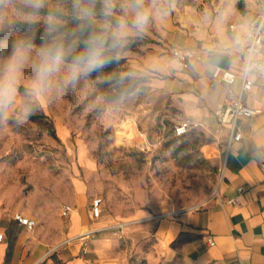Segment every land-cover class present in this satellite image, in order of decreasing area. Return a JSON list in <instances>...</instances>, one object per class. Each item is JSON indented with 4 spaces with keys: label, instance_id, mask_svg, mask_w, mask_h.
<instances>
[{
    "label": "rangeland",
    "instance_id": "obj_1",
    "mask_svg": "<svg viewBox=\"0 0 264 264\" xmlns=\"http://www.w3.org/2000/svg\"><path fill=\"white\" fill-rule=\"evenodd\" d=\"M166 3V14L154 16L133 47L121 53L119 75L89 76L53 90L35 102V120L13 114L0 123V219L10 224L15 213H24L35 220L34 230L23 235L29 254L44 253L37 264H66L58 257L71 251L80 259L74 264H195L181 257L163 262L152 222L216 197L222 143L200 124L181 138L172 135L186 119L183 99L164 86L156 57H172L164 32L173 5L208 14L230 5L229 13L254 19L264 13V0ZM11 39L0 36V55L8 54ZM127 76L137 87L119 93ZM42 113L47 118H40ZM95 198L102 199L96 221L90 218ZM63 206L73 209L67 217L61 215ZM73 216L88 223L77 235L70 234ZM122 223L127 226L120 232L106 228Z\"/></svg>",
    "mask_w": 264,
    "mask_h": 264
},
{
    "label": "crops",
    "instance_id": "obj_2",
    "mask_svg": "<svg viewBox=\"0 0 264 264\" xmlns=\"http://www.w3.org/2000/svg\"><path fill=\"white\" fill-rule=\"evenodd\" d=\"M205 14L188 4L173 5L164 39L171 50L193 52L190 66L182 69L172 57L162 54L156 57L155 68L163 76L164 86L183 99L185 120L216 133L222 143L224 168L215 198L200 208L156 218L152 233L163 262L181 257L195 264H264V174L260 167L264 158V73L249 76L254 83L245 97L246 105L259 114L238 122L243 139L232 143L227 153V131L217 132L219 125L213 112L224 102L230 88L211 80L214 69L220 67L238 76L233 89L238 88L242 72L236 62L229 56L215 54L213 49L237 29L241 20L253 19L248 14L228 13L225 24L218 28L212 22L205 23ZM209 15L214 20L217 13ZM240 188L242 193L238 192ZM14 215L10 224L0 219V233L4 235L0 264H36L44 253L36 258L29 254L31 245H27L23 235L26 231ZM87 226L86 219L73 216L70 234L77 235ZM61 258L66 264L80 260L74 251L58 257Z\"/></svg>",
    "mask_w": 264,
    "mask_h": 264
},
{
    "label": "clouds",
    "instance_id": "obj_3",
    "mask_svg": "<svg viewBox=\"0 0 264 264\" xmlns=\"http://www.w3.org/2000/svg\"><path fill=\"white\" fill-rule=\"evenodd\" d=\"M229 8L214 20L206 13L205 23L221 28ZM167 11L166 0H0V36L12 37L10 51L0 55V123L13 114L27 120L37 100L118 60L153 17ZM253 32L252 22L243 19L213 49L231 57L245 76L264 73V52Z\"/></svg>",
    "mask_w": 264,
    "mask_h": 264
},
{
    "label": "built area",
    "instance_id": "obj_4",
    "mask_svg": "<svg viewBox=\"0 0 264 264\" xmlns=\"http://www.w3.org/2000/svg\"><path fill=\"white\" fill-rule=\"evenodd\" d=\"M254 26L253 40L258 50L264 52V13L256 16L252 21ZM230 28H233L231 25ZM172 58L179 64L182 69H188L190 66V59L193 52L187 49L173 48L171 50ZM238 76L229 70H224L220 67H216L211 75L212 83L214 84H226L230 90L227 92L223 103L219 104L213 112V116L219 125L217 132L227 131V140L225 143L226 153L230 146L234 142H240L243 139V132L238 127V122L244 119L255 117L259 114V111L250 108L246 105L245 97L253 87V80L249 76L242 74L240 77V83L237 89H233V85L236 83ZM198 123L190 120H183L179 122L173 128V135L176 137L184 136L188 134L193 128L197 127ZM217 145H221V141L218 138ZM261 170L264 174V158L260 163ZM221 169V174L223 172ZM264 185V178H263ZM239 193L243 192V189H238ZM102 199L95 198L91 204L90 218L94 221L101 217ZM73 212L70 206H63L61 209L62 216H69ZM14 220L17 224L24 228L25 231L30 232L34 230L36 226L35 220L24 216L21 213H15ZM127 226V223L113 224L106 227L108 230H114L120 232ZM92 231H88L91 233ZM87 233V234H88ZM93 233V232H92ZM3 233H0V242L3 240ZM38 263V262H37ZM36 263V264H37Z\"/></svg>",
    "mask_w": 264,
    "mask_h": 264
},
{
    "label": "trees",
    "instance_id": "obj_5",
    "mask_svg": "<svg viewBox=\"0 0 264 264\" xmlns=\"http://www.w3.org/2000/svg\"><path fill=\"white\" fill-rule=\"evenodd\" d=\"M237 8H239L237 6ZM36 43L39 44L40 43V39H39V35L37 36V40H36ZM133 47V44L130 43L125 50L127 49H130ZM123 62V59H118L116 61H114L112 64L106 66L104 69H102L100 72L98 73H93L91 74L90 76L92 78H97V77H101V76H104V75H110V74H113V73H116V75H119V69L120 67H118L119 65H121ZM129 83L124 87V89H118V92L119 93H122V94H129L131 92H133L135 90V88L137 87V83H136V80L135 78H132V77H125ZM40 118H47L45 115H43V113L41 115H39ZM32 119H36L37 117L36 116H31ZM50 127L53 128V124L50 123ZM172 135H173V130H172ZM174 136V135H173ZM175 138H181L183 136H180V137H176L174 136ZM140 264H148L147 262L145 261H142Z\"/></svg>",
    "mask_w": 264,
    "mask_h": 264
},
{
    "label": "bare ground",
    "instance_id": "obj_6",
    "mask_svg": "<svg viewBox=\"0 0 264 264\" xmlns=\"http://www.w3.org/2000/svg\"><path fill=\"white\" fill-rule=\"evenodd\" d=\"M126 132H129V130H128V131H126Z\"/></svg>",
    "mask_w": 264,
    "mask_h": 264
}]
</instances>
